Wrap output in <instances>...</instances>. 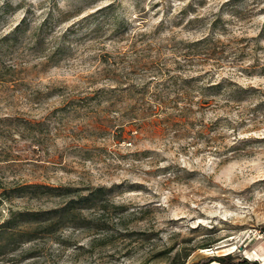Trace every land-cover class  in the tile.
<instances>
[{"label":"rangeland","instance_id":"1","mask_svg":"<svg viewBox=\"0 0 264 264\" xmlns=\"http://www.w3.org/2000/svg\"><path fill=\"white\" fill-rule=\"evenodd\" d=\"M5 221L0 264H264V0H0Z\"/></svg>","mask_w":264,"mask_h":264},{"label":"trees","instance_id":"2","mask_svg":"<svg viewBox=\"0 0 264 264\" xmlns=\"http://www.w3.org/2000/svg\"><path fill=\"white\" fill-rule=\"evenodd\" d=\"M219 22H221V19H215L211 26L212 29H210V33L208 35H205L204 37H202L200 40L196 41L195 43H193L194 46H198V45H202V44H211L214 42V38L213 35L217 33L216 29L223 27L222 24H218ZM224 28V27H223ZM21 30V27H19L17 30H15L13 32V35L18 34ZM41 31H39V33L36 35L37 40L40 37ZM17 36H9L6 39H16ZM214 85L210 86L213 87ZM15 192L17 193L18 196H39L42 194H46L47 192H52L53 190H55V188L47 186V185H42V184H25V185H21V186H17L15 189ZM104 191L103 188H97L94 191H92L91 193L87 194V195H81L79 197L78 200H73L72 202H76L78 201L82 208L86 207L89 205L90 201L94 200V197L97 193H100ZM68 207H62L60 209H55L52 211H34V212H30V211H24V212H20L19 213V219L23 220V221H17V223H42L43 221H39L42 219V216L50 213V212H59L62 213L65 209H67ZM25 220V221H24ZM13 221H5L2 225H1V229H0V237L2 235H4V233H7L9 231V229L11 231H13L12 236L9 237H4V239H0V256L2 254H4V252H6V248L10 247V250H15V248L17 247L18 243L21 242V240H30L33 238L34 233L33 232H26L24 230L19 231L21 228V226H16L17 223H12ZM53 224L50 223L48 225H46L45 228H51ZM31 235V236H30ZM15 236H17V238H15ZM22 236H27L25 239H23ZM14 244V246H13ZM232 257L229 255L226 256H215L213 259H211V262L217 261L220 264H232ZM171 264H187L186 261H180L179 259H173ZM251 264H258L257 262L255 263H251Z\"/></svg>","mask_w":264,"mask_h":264},{"label":"bare ground","instance_id":"3","mask_svg":"<svg viewBox=\"0 0 264 264\" xmlns=\"http://www.w3.org/2000/svg\"><path fill=\"white\" fill-rule=\"evenodd\" d=\"M217 262V261H216ZM219 263V262H218Z\"/></svg>","mask_w":264,"mask_h":264}]
</instances>
